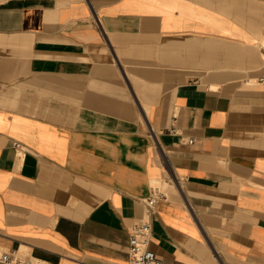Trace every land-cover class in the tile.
Returning <instances> with one entry per match:
<instances>
[{"label":"crops","instance_id":"0c3cea01","mask_svg":"<svg viewBox=\"0 0 264 264\" xmlns=\"http://www.w3.org/2000/svg\"><path fill=\"white\" fill-rule=\"evenodd\" d=\"M263 76L264 0H0V255L129 264L156 187L164 264H264Z\"/></svg>","mask_w":264,"mask_h":264},{"label":"built area","instance_id":"2783aa9c","mask_svg":"<svg viewBox=\"0 0 264 264\" xmlns=\"http://www.w3.org/2000/svg\"><path fill=\"white\" fill-rule=\"evenodd\" d=\"M264 82V76L261 78ZM191 140L190 142H193ZM14 147L23 150L19 141L13 142ZM162 196L161 191L154 187L151 194L144 199L145 216L133 224L130 233L129 264H164L157 253L152 249V225L151 214L157 207V200ZM0 259L10 264H31L16 256L13 252L1 253Z\"/></svg>","mask_w":264,"mask_h":264}]
</instances>
